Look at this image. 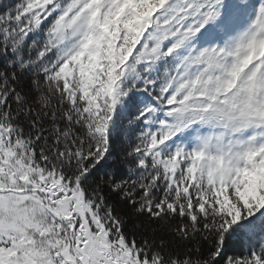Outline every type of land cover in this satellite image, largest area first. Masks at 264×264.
Wrapping results in <instances>:
<instances>
[{"label":"snow or ice","instance_id":"snow-or-ice-1","mask_svg":"<svg viewBox=\"0 0 264 264\" xmlns=\"http://www.w3.org/2000/svg\"><path fill=\"white\" fill-rule=\"evenodd\" d=\"M0 264H264V0H0Z\"/></svg>","mask_w":264,"mask_h":264}]
</instances>
